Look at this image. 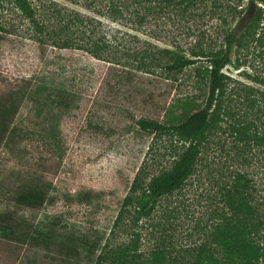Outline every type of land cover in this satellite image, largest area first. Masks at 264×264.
<instances>
[{
    "label": "rangeland",
    "instance_id": "374dc122",
    "mask_svg": "<svg viewBox=\"0 0 264 264\" xmlns=\"http://www.w3.org/2000/svg\"><path fill=\"white\" fill-rule=\"evenodd\" d=\"M28 1L33 17L16 0L1 2L0 99L52 71L75 80L80 102L64 116L56 145L32 133L29 107L20 108L13 123L0 122V264H122L118 256L124 250L133 264H151L156 252L164 255L165 264H194L201 247L222 260L214 233L231 213L225 196L239 174L248 182L252 221L262 223L257 241L264 251V45L258 40L264 35V4H258L260 25L253 26L252 17L237 33L232 61L223 69L225 93L220 108L214 106L192 173L142 215L135 204H125L127 196L141 192L131 191L135 178L140 176L146 187L172 169L189 143L172 131L145 130L138 121L168 123L172 107L178 114L181 103L188 102L194 110L205 105L209 93L202 69L210 67V56H195L196 64L170 71L166 66L173 57L164 50L193 57L192 50L224 49L225 35L247 16L249 0H205L188 20L181 18L180 28L167 21L176 18L178 9L159 14L155 8L149 34L128 29L112 14L117 0ZM75 14L87 24L78 21L59 35ZM89 35L110 43L103 51L106 60L82 48L90 47ZM67 37L76 45L55 44ZM123 45L131 56L118 58ZM143 52L152 58L141 69L136 56ZM15 124L20 134L10 140ZM26 183L47 190L42 205L16 204ZM11 230L29 232V239L37 240L23 244Z\"/></svg>",
    "mask_w": 264,
    "mask_h": 264
},
{
    "label": "trees",
    "instance_id": "16d2710c",
    "mask_svg": "<svg viewBox=\"0 0 264 264\" xmlns=\"http://www.w3.org/2000/svg\"><path fill=\"white\" fill-rule=\"evenodd\" d=\"M2 0H0L1 6ZM205 0H117L114 1L110 8L112 14L116 15L117 19L121 20L122 24L128 29L143 30L148 32V23L150 22L149 14L153 12L155 8H159V14L164 11H172L173 9L179 10L176 18L169 17L167 21L173 20L174 24H181V18L185 16V20H188L192 9L199 4H203ZM250 8H253V26L258 27L263 16V10L258 4L263 3L264 0H249ZM16 3L21 10L29 17L34 16V9L28 0H16ZM117 3V4H116ZM255 3V4H254ZM121 5L123 9H119ZM254 4V5H253ZM119 7V8H118ZM126 11V13H125ZM165 13V12H164ZM189 13V14H188ZM125 14V15H124ZM188 14V15H187ZM161 16H159L160 18ZM178 18V20H177ZM84 19H80L78 15H74L69 18L70 24H66L65 28L61 30L59 35L64 32L70 25H76L78 21L83 24ZM94 21L88 19V21ZM164 22V23H167ZM245 21L238 24V26L228 32L225 35V48L206 53L203 50H192L193 57H187L184 54L176 52L174 50L165 49L167 54H171L173 61L168 64L166 68L170 71H179L188 66L196 64L197 59L195 56H210V67L202 69L205 75L209 79V93L204 106H200L192 110L193 105L188 102H183L180 105L181 112L175 113L172 109V114L168 123H159L157 121H150L141 119L138 124L145 130H151L156 133L162 134L169 131L174 132L180 139L187 141L189 144L185 147L180 157L175 161L171 170H165L160 174L154 176L148 185L145 187L142 184L141 177L137 175L135 178L131 191L137 193L141 191L138 196H127L125 204H135L137 210L142 215H148L154 209L159 198L163 195L171 193L176 189L183 186L189 175L192 173L195 162L200 152V145L206 139L207 130L211 126V120L214 116V106L220 108L219 101L224 95L226 89V75L223 69L231 63V52L237 40V33L239 29L246 23ZM248 22V21H247ZM99 23V22H98ZM182 27L181 25L179 28ZM43 31L42 27H40ZM125 31L123 35L132 37L135 41L137 37ZM54 35H57L54 33ZM71 37L61 39V43L55 41V44H59V48H68L71 45H76L71 41ZM124 39V38H122ZM88 44L90 47H85L91 55L98 59H104L105 54L103 51H107L110 48V43L105 41V38L94 39L89 35ZM261 44L264 45V35L258 38ZM123 41L116 44V51L120 53V46ZM121 49L124 53L118 55V58L124 56H131V51L127 45H123ZM152 58L151 55L143 52L141 55H137L139 68H146L148 64L144 60ZM106 60V59H104ZM119 60V59H118ZM71 77L62 75L57 76L52 71H46L40 77H35L26 80L22 85L15 90H11L10 93L4 95L0 99V122L13 123L15 116L20 108L23 106L29 107L30 112L34 113L32 120V133L41 134L43 140L50 144L56 145L58 141V130L60 124L69 112L77 107L80 102L78 85L73 83ZM80 88V87H79ZM174 106V105H173ZM191 109V110H190ZM18 127L15 124L9 131L8 139L12 140L18 133ZM240 132L241 129L238 128ZM245 176L239 174L236 183L227 192L225 201L230 208V215L223 217L222 223L217 227L214 233V241L218 248L222 252L223 259L221 260L216 256L215 252H211L208 247H201L195 258L194 264H260V260L264 257L263 247L258 243L257 238L259 231L261 230V221L254 223V208L248 200V182H244ZM47 199V190L44 186L32 185L26 183L22 190L16 195L15 201L18 205H26L30 207H36L42 205ZM14 230V229H13ZM11 230V237L19 239V242L23 244L28 240V243L34 244L37 240L33 235L30 236L29 232L20 233L15 230L13 233ZM48 250V247L46 248ZM45 252V251H44ZM129 256L128 251L124 250L118 256V260L122 264H133L127 259ZM134 256V255H133ZM132 260V259H131ZM165 257L163 254L156 252L151 264H165ZM101 260L96 264H101Z\"/></svg>",
    "mask_w": 264,
    "mask_h": 264
},
{
    "label": "flooded vegetation",
    "instance_id": "af4514ba",
    "mask_svg": "<svg viewBox=\"0 0 264 264\" xmlns=\"http://www.w3.org/2000/svg\"><path fill=\"white\" fill-rule=\"evenodd\" d=\"M253 8L251 7V8H249L248 9V14H247V16L243 19V21H245L244 23H247V21H249L253 16Z\"/></svg>",
    "mask_w": 264,
    "mask_h": 264
},
{
    "label": "water",
    "instance_id": "95a60500",
    "mask_svg": "<svg viewBox=\"0 0 264 264\" xmlns=\"http://www.w3.org/2000/svg\"><path fill=\"white\" fill-rule=\"evenodd\" d=\"M254 4H255V3H254ZM254 4H253V5H254Z\"/></svg>",
    "mask_w": 264,
    "mask_h": 264
}]
</instances>
